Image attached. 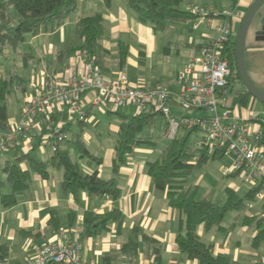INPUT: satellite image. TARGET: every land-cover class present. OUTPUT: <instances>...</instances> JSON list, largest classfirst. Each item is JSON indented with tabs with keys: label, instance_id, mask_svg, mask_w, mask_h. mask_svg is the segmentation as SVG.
<instances>
[{
	"label": "crops",
	"instance_id": "0c3cea01",
	"mask_svg": "<svg viewBox=\"0 0 264 264\" xmlns=\"http://www.w3.org/2000/svg\"><path fill=\"white\" fill-rule=\"evenodd\" d=\"M254 1L238 0L234 6L231 0H185V10L202 8L208 12L197 28L194 24L199 17L155 29L138 18L127 0H113L108 6L104 0H78L77 10L55 33L30 35L27 43L31 57L27 62L15 59L14 53L12 62L1 61V74L17 75L22 80L8 99L9 130L20 123L23 108L38 93L45 76L67 82L84 71L88 59L77 32L80 18L101 14L104 19L106 33L96 60L107 79L114 80L125 73L131 86H163L178 93L182 89L181 74L192 59L201 56L203 44L215 34L225 16L233 14V36H237ZM123 48L127 51L124 62ZM245 57L251 80L264 92V41H259L254 31L247 37ZM228 89L226 106L234 118L247 121L253 133L264 130V104L248 92L235 74L229 78ZM97 97V92L90 91L80 98L79 104L87 114L85 121L79 120L71 106L55 105L34 121L32 145L24 143L13 150L10 145L7 151L0 152L1 165L14 163L33 149L36 160L45 163V172H41L23 162L22 168L30 174L29 187L17 193L12 206L5 207L0 198V245L8 247L7 258L12 264H29L39 246L60 240L57 231L63 229L68 238L78 234L85 264H199L186 257L176 243L177 235L186 230V216L171 208L166 193L155 187L148 172V164L159 160L171 143L166 118L151 114V121L135 134L136 141L144 142L134 143L124 162L117 165L121 125L126 118L137 116L138 110L134 105L116 108L109 101L95 104ZM176 110L187 114L174 108L175 114ZM56 125H61L69 135L68 141L58 146L59 150L69 155L81 173L99 172L105 180L114 179L121 190L117 201L87 190H80L76 196L64 190L65 169L50 163L55 152L46 144L49 128ZM203 136L202 133L198 145ZM84 149L90 156L83 154ZM260 150L264 160V145ZM226 157L228 161H224ZM232 173V158L224 155L198 168L188 185L197 199L222 205L228 199V189L244 197L254 187ZM1 178L5 180L4 175ZM9 192L4 185L0 195ZM114 209L119 210L120 218L107 230L84 235L89 222L98 214ZM260 220L264 226V196L256 195L245 201L244 209L229 211L222 228L206 229L201 224L196 234L211 246L214 255H224L234 264H264V236L255 243L263 228L259 227ZM144 235L153 241H147ZM131 240L138 245L137 254L132 257L123 252L124 245Z\"/></svg>",
	"mask_w": 264,
	"mask_h": 264
},
{
	"label": "trees",
	"instance_id": "16d2710c",
	"mask_svg": "<svg viewBox=\"0 0 264 264\" xmlns=\"http://www.w3.org/2000/svg\"><path fill=\"white\" fill-rule=\"evenodd\" d=\"M112 1L104 0L107 6ZM184 2L185 0H127L129 7L138 18L143 22H149L155 29H165L171 22L197 19L193 11L183 8ZM231 2L235 6L238 0H231ZM77 8L78 0H0V63L3 57L9 58L10 54L7 51L14 53L17 59L27 62L31 54L19 51L27 35L55 33ZM11 9L16 10L17 18L12 17ZM77 32L82 40L83 49L97 58L100 41L106 33L102 15L94 14L80 18L77 23ZM121 55L124 62L127 57L126 48L122 49ZM225 56L230 61L232 74L240 79L236 69V38L235 40L231 38L227 43ZM20 81L22 80L17 75L6 76L0 73V133L9 131L8 99L13 90L20 87ZM152 116L138 114L135 117L126 118L122 123L120 144L116 154L117 165L124 162L126 153L132 151L134 143L144 142V139L136 141L135 134L151 121ZM166 130L168 132V127ZM191 132L193 131L172 139L162 157L148 164V172L155 182V187L166 193L171 208L186 216V230L180 232L176 238L180 251L189 259L197 260L199 264H234L224 255H214L211 246L202 242L196 234V228L201 224L206 229L222 228L225 215L231 210L244 209L245 201L253 200L262 188L260 185H255L244 197L228 189V199L222 205L207 199H197L188 185L189 178L198 168L224 154L212 155L206 149L192 148L188 143ZM14 148L15 146L11 145L10 150ZM35 154L33 149L27 154H22L14 163L10 161L4 165L0 163V190L4 185L10 189L9 193L0 195L5 207L12 206L17 200V193L29 187L30 174L28 170L22 168L23 162H29L32 168L45 172V163L37 161ZM54 154L50 163L64 167L62 186L66 192L76 196L80 190H87L101 197H110L114 201L120 198L121 190L114 179L105 180L100 177L99 172L81 173L69 155L62 153L59 147ZM83 154L88 155L89 152L84 149ZM3 175L5 180L1 178ZM239 175L238 171L232 173L235 177ZM119 218L120 213L117 209L98 214L93 221L89 222L84 235H95L105 231ZM258 223L261 228L263 226L261 220ZM263 236L264 226L255 239V243ZM144 238L147 241H153L147 235H144ZM137 250L138 245L132 240L123 247V252L131 257L136 256ZM8 255V247L0 245V261L9 260Z\"/></svg>",
	"mask_w": 264,
	"mask_h": 264
},
{
	"label": "built area",
	"instance_id": "2783aa9c",
	"mask_svg": "<svg viewBox=\"0 0 264 264\" xmlns=\"http://www.w3.org/2000/svg\"><path fill=\"white\" fill-rule=\"evenodd\" d=\"M193 12L199 17L194 24V28H197L208 12L202 8H196ZM232 17L233 14L225 16L215 34L203 44L201 56L189 62L185 73L180 76L182 89L178 93L163 86H131L125 73L117 79H107L96 57L84 50L88 62L82 74L67 82L45 76L38 93L23 108L20 123L0 133V152L7 151L10 145H32L31 129L34 121L55 105L71 106L79 120L85 121L87 114L79 100L86 93L95 91L98 93L95 104L109 101L116 108L134 105L138 114H162L168 123L167 134L170 139L178 136L181 129L201 131L204 136L198 147L208 150L212 155L222 153L230 156L232 172L238 171L247 182L254 186L260 185L262 189L258 195L263 197L264 160L260 147L264 145V130L253 133L248 122L236 120L231 109L226 106L229 78L233 75L230 61L225 56L226 45L233 36ZM174 108L191 115L178 116ZM49 131L46 144L56 152L60 144L68 141L69 135L61 125L49 128ZM57 236L60 240L39 246L29 264H85L78 234L68 238L67 232L59 229ZM0 264L12 263L5 260L0 261Z\"/></svg>",
	"mask_w": 264,
	"mask_h": 264
},
{
	"label": "water",
	"instance_id": "95a60500",
	"mask_svg": "<svg viewBox=\"0 0 264 264\" xmlns=\"http://www.w3.org/2000/svg\"><path fill=\"white\" fill-rule=\"evenodd\" d=\"M264 0H255L244 15L236 36V69L248 92L264 104V92L251 80L246 66V40L251 31L264 41ZM263 12V13H262Z\"/></svg>",
	"mask_w": 264,
	"mask_h": 264
},
{
	"label": "rangeland",
	"instance_id": "374dc122",
	"mask_svg": "<svg viewBox=\"0 0 264 264\" xmlns=\"http://www.w3.org/2000/svg\"><path fill=\"white\" fill-rule=\"evenodd\" d=\"M11 15H12L13 18H17V12H16L15 9H11ZM30 37H31L30 35H27L26 41L24 42V44L21 45L20 50H19L21 53H29L30 52L29 51V45L27 43V40ZM235 38H236V36L234 35L233 36V39L235 40ZM7 52L10 54L9 58L4 59V57H3L2 60H4L5 62H8V61L9 62H12L14 58L16 59V56L14 58L12 57V52L11 53L9 51H7ZM176 115L182 116L183 114L176 110ZM186 115H191V114L190 113L189 114L187 113ZM188 132H189L188 130L181 129L179 131V133H178V136H184ZM201 134H202L201 131H193V132L190 133L189 139H188V143H189V145L192 148H194V149L197 148L198 142H199V140L201 138ZM226 160L228 161V158L227 157L224 159V161H226ZM191 180H193V177L191 178Z\"/></svg>",
	"mask_w": 264,
	"mask_h": 264
}]
</instances>
